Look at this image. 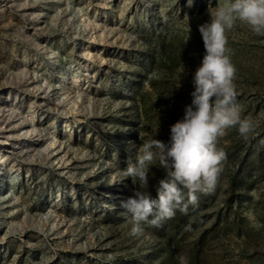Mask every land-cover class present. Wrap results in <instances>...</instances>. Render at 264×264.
<instances>
[{"label": "rangeland", "instance_id": "374dc122", "mask_svg": "<svg viewBox=\"0 0 264 264\" xmlns=\"http://www.w3.org/2000/svg\"><path fill=\"white\" fill-rule=\"evenodd\" d=\"M218 3L0 0V264H264V36L245 24L228 47L255 127L218 137L215 190L139 235L123 207L129 162L191 103Z\"/></svg>", "mask_w": 264, "mask_h": 264}, {"label": "clouds", "instance_id": "9594fccd", "mask_svg": "<svg viewBox=\"0 0 264 264\" xmlns=\"http://www.w3.org/2000/svg\"><path fill=\"white\" fill-rule=\"evenodd\" d=\"M209 14L210 20L199 26L205 53L192 79L191 103L170 127L169 141H144L125 170L126 176L140 184L123 203L132 215V235L142 234L146 224L158 226L172 218L177 209L186 213L190 205H197L198 193L214 191L226 160L225 151L217 145L218 137L233 126H238L244 138L254 130L253 121L242 117L243 108L236 101L237 70L227 34L239 22L264 36V0H219ZM157 160L165 176L158 181L153 197L142 189ZM181 262L184 264V257Z\"/></svg>", "mask_w": 264, "mask_h": 264}, {"label": "trees", "instance_id": "16d2710c", "mask_svg": "<svg viewBox=\"0 0 264 264\" xmlns=\"http://www.w3.org/2000/svg\"><path fill=\"white\" fill-rule=\"evenodd\" d=\"M165 176V174L163 175V177ZM180 216V211H176V214H175V216H173L174 218L171 220V223L173 224V225H177V224H174L175 222H177L178 223V221H177V218Z\"/></svg>", "mask_w": 264, "mask_h": 264}, {"label": "bare ground", "instance_id": "6f19581e", "mask_svg": "<svg viewBox=\"0 0 264 264\" xmlns=\"http://www.w3.org/2000/svg\"><path fill=\"white\" fill-rule=\"evenodd\" d=\"M55 90V89H54ZM57 90V89H56ZM6 196H4V198L2 197V199H1V202H4V201H6V198H5Z\"/></svg>", "mask_w": 264, "mask_h": 264}]
</instances>
